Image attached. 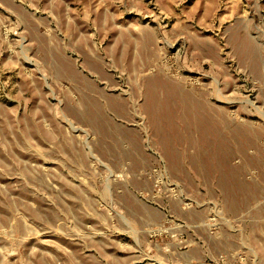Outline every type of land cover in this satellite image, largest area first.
Returning a JSON list of instances; mask_svg holds the SVG:
<instances>
[{"label":"rangeland","instance_id":"374dc122","mask_svg":"<svg viewBox=\"0 0 264 264\" xmlns=\"http://www.w3.org/2000/svg\"><path fill=\"white\" fill-rule=\"evenodd\" d=\"M0 264H264V0H0Z\"/></svg>","mask_w":264,"mask_h":264},{"label":"bare ground","instance_id":"6f19581e","mask_svg":"<svg viewBox=\"0 0 264 264\" xmlns=\"http://www.w3.org/2000/svg\"><path fill=\"white\" fill-rule=\"evenodd\" d=\"M67 69L69 70V72H73L69 67H67ZM180 87V86H179ZM218 88V87H217ZM184 91V90H183ZM213 91V90H212ZM148 96L150 97V99L152 100L153 99V95L151 94V93H148ZM221 98V97H220ZM208 99H210V98H208ZM214 99V98H213ZM215 100V99H214ZM205 103V102H204ZM212 107V106H211ZM85 113V115H86V117H87V120L89 121L90 120V118H93V116L95 115L94 114V112H84ZM75 116L76 117H79L80 115H81V113H77V112H75ZM80 114V115H79ZM183 117V116H182Z\"/></svg>","mask_w":264,"mask_h":264}]
</instances>
